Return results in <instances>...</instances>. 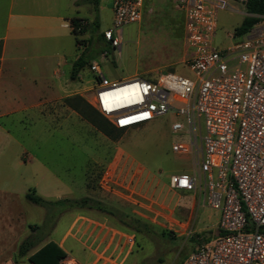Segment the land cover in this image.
<instances>
[{"label": "rangeland", "instance_id": "obj_1", "mask_svg": "<svg viewBox=\"0 0 264 264\" xmlns=\"http://www.w3.org/2000/svg\"><path fill=\"white\" fill-rule=\"evenodd\" d=\"M173 1L144 0L142 20L121 30L120 50L103 43L104 51L98 50L90 56L106 81L142 79L156 82L161 74L167 73L194 77L184 63L187 50L183 46L186 38L184 16L180 10H175ZM230 5L233 10H217L219 27L214 43L218 48L243 39L235 36V29L248 16L246 6L235 2ZM94 12L83 7L80 14L89 19L95 17L102 33L114 29L112 0H100ZM256 27H264V17ZM92 28L95 29L94 24ZM92 28L88 32L94 42L97 36ZM100 52L105 58L100 57ZM60 73L56 79L62 83L58 97L80 95L85 98L86 92H93L99 86L100 79L89 65L80 71V80L72 79L70 68L60 69ZM37 99L40 101L38 108H16L13 115L0 119L5 129V132L0 130V136L8 134L11 137L0 140V201L13 195L16 210L21 212L15 224L13 221L0 222V241H7L4 237L12 232L13 226L24 227L17 229V246L19 241L34 235L31 226L40 227L38 234L42 238L26 257H18V250L15 251L10 264H27L28 256L50 238L59 241L75 215H108L88 206L68 207L65 204L45 209L26 199L30 189H36L38 195L49 201L91 197L148 225V229L137 232L109 215L111 224L120 229L122 248L107 264H177L217 235L216 214L200 201H196L193 208L188 194L170 187L171 176L196 171L194 154L180 155L172 151L174 143L188 140L184 116L170 110L151 122L122 131L121 136L113 140L66 107L64 100L62 105L53 104L47 94H39ZM175 105L182 104L176 102ZM176 122L184 125L182 131L172 130ZM17 157L25 162L23 166L18 165ZM143 172L144 176L150 173L159 183L155 197H159L160 206H153L154 211L142 209L131 200L128 203L113 197L106 191L115 174L126 179L127 187L133 176L138 178ZM105 176L106 186H102ZM87 186L89 189L95 187L96 192L91 195ZM126 190L121 192L125 194ZM72 246L73 242L68 239L65 248L70 250ZM71 257L74 256L71 254Z\"/></svg>", "mask_w": 264, "mask_h": 264}, {"label": "built area", "instance_id": "obj_2", "mask_svg": "<svg viewBox=\"0 0 264 264\" xmlns=\"http://www.w3.org/2000/svg\"><path fill=\"white\" fill-rule=\"evenodd\" d=\"M248 1L177 0L192 79L167 73L156 82H109L90 65L100 79L90 104L116 128L146 124L170 110L186 118L188 140L172 151L194 154L196 171L171 176L170 187L194 194L219 220L217 235L183 264H264V27L225 48L214 43L217 10ZM143 6V0H112L114 29L103 32L112 48H120L125 26L141 21ZM183 129L180 122L172 125L174 132ZM60 264L78 263L65 258Z\"/></svg>", "mask_w": 264, "mask_h": 264}, {"label": "crops", "instance_id": "obj_3", "mask_svg": "<svg viewBox=\"0 0 264 264\" xmlns=\"http://www.w3.org/2000/svg\"><path fill=\"white\" fill-rule=\"evenodd\" d=\"M176 4L177 0H174L175 10H177ZM83 7H86L87 11L92 9L95 13V6L88 0H0V119L13 115L16 108L20 110L38 108L39 94H47L50 96L51 103L62 105L63 100L65 102L69 96L58 97V91L62 89L61 81L56 80L61 74L60 69L67 67L72 71L73 64L82 54L90 58L92 54L98 53V50L104 51L103 43L108 42L105 41L101 31L96 27L92 28L96 18L89 19L80 14ZM74 11L77 12L76 15ZM150 11L153 10L150 9ZM73 18L84 19L89 24L87 30L78 34L77 37L73 34L71 24ZM91 28L97 36L95 41L92 37L95 44L90 40L91 35L88 32ZM76 38L80 41L79 44ZM183 46L184 49L187 48L185 41ZM186 51L184 63L189 55ZM99 55L103 57L104 54L100 52ZM93 63L94 61L90 60L88 65ZM80 74L79 72L74 80H80ZM92 94V91L86 92L85 98L89 104L87 96ZM0 130L5 132L1 125ZM6 138L11 137L8 134L0 136V140ZM17 158H19L18 165L23 166L25 162L21 161L20 157ZM151 176L150 173L144 176V172L139 174L138 178L133 176L132 183L126 187V179H121V175L115 174L113 181L111 180L112 184L106 187V191L113 197L124 199L128 203V200H131L130 202L142 209L154 211L153 206H160L157 202L159 197H155L159 183ZM87 188L90 193L96 192H94L95 187L89 189L87 186ZM123 189H127L125 194L121 192ZM180 192L192 198L194 208V204L199 199L192 193ZM12 196L0 201V222L13 221L12 224H15L14 221L21 217V212L16 210ZM144 200L146 204L143 203ZM213 212L217 216L218 225L219 214ZM109 219V215H75L59 241L50 238L43 245L50 241L55 242L67 253V259H70L72 254L74 257L71 259L78 264H107L112 255L122 248L120 247V229L113 226ZM23 228L11 227L12 232L4 237L7 241L4 243L0 241V264H10L11 257H14L15 251L23 242V240L19 241L17 246V229ZM68 239L73 242L70 250L65 248ZM27 264L32 263L28 260Z\"/></svg>", "mask_w": 264, "mask_h": 264}, {"label": "trees", "instance_id": "obj_4", "mask_svg": "<svg viewBox=\"0 0 264 264\" xmlns=\"http://www.w3.org/2000/svg\"><path fill=\"white\" fill-rule=\"evenodd\" d=\"M91 2L95 9H98L100 0H88ZM247 17L244 18L241 25L235 29V36L244 37L247 35L258 23L261 22L264 16V0H249L245 5ZM73 26V34L77 37L78 34L85 32L89 26L88 22L84 19L73 18L71 20ZM94 26L98 29V23L96 22ZM77 39V38H76ZM101 39V38H100ZM80 41L77 39V44ZM90 62V59L86 54H82L77 61L73 64L71 77L74 80L78 73ZM65 104L72 110L77 112L81 118L91 124L103 135L110 139H118L124 129H118L109 122L98 110L92 107L85 98L81 96H74L65 99ZM26 199L36 205H39L45 209H50L53 207H58L60 205H68V207H90L97 209L98 211L104 212L108 215L114 216L121 224L133 228L137 232L148 229V225L143 223L137 218H130L126 213L114 209L103 202L94 200L91 197H85L80 200H70V199H59L56 201H49L45 198L39 196L36 191L30 190ZM131 226V227H130ZM39 226H31L34 235L27 237L18 248V257H25L28 253L33 250L38 243L41 242L42 238L38 234ZM222 235V234H221ZM208 241V240H207ZM67 257V253L55 242L50 241L45 245L38 248L30 256L28 260L32 264H60V262ZM179 261L177 264H183L185 259Z\"/></svg>", "mask_w": 264, "mask_h": 264}, {"label": "water", "instance_id": "obj_5", "mask_svg": "<svg viewBox=\"0 0 264 264\" xmlns=\"http://www.w3.org/2000/svg\"><path fill=\"white\" fill-rule=\"evenodd\" d=\"M87 97H88V98H91V97H93V94H92V95H88Z\"/></svg>", "mask_w": 264, "mask_h": 264}]
</instances>
